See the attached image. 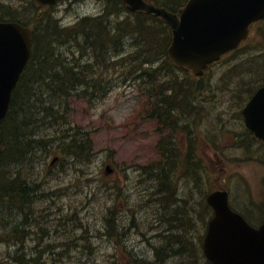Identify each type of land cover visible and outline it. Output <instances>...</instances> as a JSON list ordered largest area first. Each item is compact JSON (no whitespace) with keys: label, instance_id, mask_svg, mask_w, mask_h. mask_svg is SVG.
<instances>
[{"label":"trees","instance_id":"obj_1","mask_svg":"<svg viewBox=\"0 0 264 264\" xmlns=\"http://www.w3.org/2000/svg\"><path fill=\"white\" fill-rule=\"evenodd\" d=\"M184 1L161 0L158 4L176 10ZM101 2L110 7V11L107 10L104 16L106 21L100 14L85 16L72 26H63L54 16L52 20L51 11L32 7V3L29 4V13L21 18L12 16L17 15L13 12H3V9H0V18L10 16L11 19H18L23 24L31 25L33 29L30 59L14 90L8 113L0 124V140L3 146L0 158V168L2 167L0 169V202L4 198L11 197L15 203H18L17 217H0V227L3 229L0 233L5 236L3 240H7L6 245L9 247L16 245V248L7 256L11 264H39L42 253L53 252L51 262L55 264L54 258L57 259L58 255L66 252L64 248L54 250L56 245L45 244L44 240L41 241L39 238L41 236L32 243L27 240L30 233L29 226L34 224L32 220H36V213L34 203L32 204L28 194H25L24 186L34 188L41 185L40 181L32 186L29 185V180L25 176H32L33 166L28 169L27 166L35 163L33 159L38 154V160H40L42 157L40 154L46 156L50 150L56 148H58L56 152L66 154L65 157L70 156L76 161H80L81 155L87 159L92 158L93 146L89 135L81 131L79 125L74 124L67 128L69 122L66 118L67 113L72 112V102L76 101L77 97L88 101L104 98L112 85V81L107 76H104L106 78L104 79L102 75L104 69L108 70L110 65H128L135 73H130L131 75L122 73L123 75H119V78L130 77V82L140 93L144 94V91H148L152 107L166 114V119L160 116V113L157 119L165 124L170 132L164 136L160 144L162 152L160 158L154 162L153 166L145 167V172L142 173L144 176L151 177L150 179L154 182L152 187L155 188L147 194L146 200L150 201L151 205H157L158 210L153 216V222L161 228V231L155 230L150 224L147 226L155 231L151 234L153 238L163 239L157 245L159 249L155 247L148 259L138 258L133 253H129L130 258L138 264H206L200 243L201 232L211 214V208L204 198L209 189H203L199 199L194 201L200 210L197 221L201 226L199 230L191 233L193 242L195 238L193 245L196 254L193 255L192 245L188 240L191 235H188V231L192 228L189 225L192 221L191 216L186 214L179 205L176 207L170 205V202L179 198V195L175 190L177 186L172 184L169 177L172 169L174 177L183 178L189 174V177L193 175L195 178L196 170L202 171L206 176L207 164L202 163L198 155L195 160L192 159L194 157L192 148L187 154H180L175 133L180 121H184V116L188 115L187 112H181L191 109L192 103L199 106L189 115L197 117L201 114L204 93L200 91L209 87L208 83L212 78L207 80L203 77L196 78L169 59L166 50L171 40V33L169 27L160 19L142 12L127 13L122 0H101ZM116 6L119 8L118 13ZM110 14H117V16L109 19ZM261 23L259 32L264 38V21ZM86 51H90L93 60L87 64H80V58ZM127 53L128 55L125 56ZM105 54H107L108 63L103 61ZM92 62L102 65L101 68L99 66V77L92 76L95 73L90 67L93 65ZM244 64L255 67L258 73L263 71L258 81H255L256 86L264 82V51L249 56ZM238 66L240 63L236 65ZM232 70L234 69L230 68L228 73L230 74ZM213 80L216 82L215 79ZM238 82H241V85L243 81L238 78L236 83ZM198 96L202 98L196 101L195 97ZM153 112L158 111L153 109ZM185 128L189 131V127L185 126ZM233 133L240 145H251L252 139L248 132L244 131L240 134L234 131ZM42 164L44 163L41 159L40 165ZM38 172L37 178L41 180V173ZM201 182V177L198 175L196 183L199 185ZM207 186L210 188L209 184ZM179 199L187 205L186 200L191 198L184 196ZM113 206L107 207L109 211L111 210V214L108 212L105 216L107 224L101 232L112 239V243H117L118 247L121 245L119 238L122 236L121 230H124V226L115 221ZM121 246L125 251L124 246ZM24 250L31 251L27 253ZM114 257L117 256L114 255Z\"/></svg>","mask_w":264,"mask_h":264},{"label":"rangeland","instance_id":"obj_2","mask_svg":"<svg viewBox=\"0 0 264 264\" xmlns=\"http://www.w3.org/2000/svg\"><path fill=\"white\" fill-rule=\"evenodd\" d=\"M98 1L76 0L65 10H63L65 5H61L59 17L65 23H73L82 15L100 13L105 20V13L107 10L110 11V7ZM5 2L4 4V0H0V9H3V12H13L17 15L12 16L19 18L29 13V8L22 5V0H5ZM116 9L118 13L117 6ZM30 14H32L31 11ZM116 16L117 14H110L109 19ZM51 19H54L53 15ZM103 61L108 63L107 54ZM236 61L240 63L238 68L232 70L230 74L228 69L222 70L225 76H218L215 72L216 76L213 79L216 82L212 79L213 81L208 83L209 87L200 91L204 93L203 98L205 97L204 102L201 103L203 108L201 114L197 117L185 115V120L179 123L180 127L182 124L189 127L194 137V139L190 137L194 145L192 148L197 152L201 150L203 159L201 161L207 164L206 176L202 171L196 170L195 178L193 175L189 177V174L183 178L175 177L178 184L175 190L191 198L186 200L187 205L179 198L170 202L172 207L179 205L186 214L191 216L192 221L189 225L192 228L188 231V235L199 230L201 226L197 221L200 210L194 201L199 199L203 189L210 191L213 187L226 188L230 191L236 207L244 211L247 208L248 210L256 209L258 212L259 207L264 210L263 206L259 205L264 200L263 147L248 145L245 148L242 144L235 148L231 138V132L235 130L240 134L243 133L240 131L243 128L240 127L241 122L236 114V103L239 100L241 106L244 104L246 94L255 81H258L263 71L258 73L255 67L245 65L240 58ZM209 76L210 73L207 79ZM238 78L243 81L241 85V82L236 83ZM139 97L133 86H125L113 90L105 99L94 100L92 105L81 100L73 101V110L66 116L69 120L67 128L75 124L90 133L94 145V155L91 160L87 161L86 157L81 155L80 161L76 162L78 170L73 167L64 170L59 166L65 160L63 155V157L59 156L57 165L48 170L46 162L58 156L52 154L43 165L33 162V165L27 166V169L33 166V174L25 177L29 181L41 183L38 191L36 187L24 186L25 194H28L30 201L34 203L36 213V220H32L34 224L29 226V236L34 239V236L38 234L37 237L41 236L39 238L41 241L44 240L45 244L56 245L54 250L64 248L72 258L69 262L66 260L65 264H119L114 254L120 255L118 257L120 264H138L130 258V255L121 256L124 254L122 250H119V253H113L117 243H112V239L102 232L99 233V230L102 231L107 224L105 216L108 212L111 214L107 208L111 203H116L114 206L116 210L122 209L125 204L126 207H130V210L125 209L121 212L127 221L126 227L121 230L120 237L127 247L126 252L133 253L138 258L148 259L155 247L159 249L157 245L163 238L151 236L155 232L152 229H158L153 222L157 205H151V202L146 200L147 194L155 188L152 187L154 182L149 176L143 174L140 176L141 170L135 167V164H142L158 157V124L155 119L147 115L157 117L160 111L152 107L158 111L154 113L148 100L146 105H141ZM200 97L202 98V96L195 97L196 101L200 100ZM160 114L166 117L163 111ZM166 130L164 128L162 132ZM178 134H180L178 135L180 141L181 137H186L184 132L178 131ZM209 139L214 140L215 146L207 142ZM227 143L229 146L226 145ZM106 165L111 169L110 174L105 173ZM36 166L37 170L34 171ZM38 171L42 173L41 180L37 178ZM198 175L202 180L199 185L196 183ZM53 189L56 190L51 195H47ZM49 197L53 200L46 204ZM61 204L71 207L73 211H61L57 207ZM17 207L18 203H15L11 197L4 198L0 202V217H17ZM153 211L156 212L153 213ZM131 214H135L136 217ZM63 219L67 220L65 224ZM148 224L153 228H149ZM37 227L40 228L37 229ZM86 228H89L88 233L83 235ZM1 230L3 231L0 227V232ZM140 230H143L142 234ZM6 241L3 240L0 243V258L5 263L7 256L3 252L12 249V246L6 245Z\"/></svg>","mask_w":264,"mask_h":264},{"label":"water","instance_id":"obj_3","mask_svg":"<svg viewBox=\"0 0 264 264\" xmlns=\"http://www.w3.org/2000/svg\"><path fill=\"white\" fill-rule=\"evenodd\" d=\"M125 1L130 9L153 12L169 23L173 33L169 54L197 74L208 62L236 46L246 36L250 22L264 16V0H190L180 11V18L143 0ZM30 44L29 29L18 23L0 22V120L27 61ZM242 112L246 124L264 138V86ZM207 202L214 214L202 243L206 258L212 264H264V222L252 227L242 215L232 211L226 190L209 193Z\"/></svg>","mask_w":264,"mask_h":264},{"label":"bare ground","instance_id":"obj_4","mask_svg":"<svg viewBox=\"0 0 264 264\" xmlns=\"http://www.w3.org/2000/svg\"><path fill=\"white\" fill-rule=\"evenodd\" d=\"M4 3H5V0H4ZM52 15L58 20V17H59V10H58V8H54L52 11ZM113 19V18H112ZM264 51V46H255V47H252V48H250V49H248V50H246V51H244L241 55H240V59H241V62L242 63H244L246 60H247V58L249 57V56H253V55H257V54H259V53H261V52H263ZM78 55L80 56V54L78 53ZM128 55V53L127 54H125V56H127ZM112 59H114V57L112 58ZM93 60V55L90 53V51H86V52H84L83 53V55H82V57L80 58V64H87V63H89V62H91ZM237 59H235V60H233L231 63H230V66H229V68H228V70H230V68L231 69H236V68H238V67H236V65L239 63V62H237L236 61ZM93 63V62H92ZM246 64V63H245ZM99 66H100V64L98 63V62H94L93 63V65L92 66H90V67H92V69L95 71V73L92 75L93 77H99L98 76V70L102 67V65L100 66V68H99ZM125 69V70H124ZM122 73H126L127 75H131L130 73H135L128 65L127 66H118V65H116V66H114V65H110V66H108V70L106 69H104V71H103V73H102V75H103V77L104 76H107V78L110 80V81H113V82H117V79L115 78V76H118V80L120 81V82H124V80L123 79H121V78H119V75H123ZM136 75H138V74H136ZM224 76H225V74H224ZM100 95V94H99ZM181 99L183 98V96L182 97H180ZM185 100H187V99H185ZM187 102V101H186ZM191 107V109H188V110H186V111H182L181 113H186L187 112V114L189 115V114H191V112L193 111V110H195V108H198V106L199 105H197V104H195V103H192V105H190ZM241 131H242V129H241ZM260 146H263V149L262 150H264V145L263 144H260ZM56 149H58V148H56ZM56 149H52V150H50V153H48V154H46V156H45V154L43 155V154H40V156L42 155V157H41V159H42V161H43V163H45L46 162V160H48V158H49V156H50V154H52V153H54V152H56V151H58V150H56ZM63 155H65L66 156V154H63ZM193 156V155H192ZM39 159V154H38V156L37 157H35L34 159H33V162H37V163H40V161H41V159L40 160H38ZM65 160H63V162L59 165L60 166V168L61 169H64V170H67V169H69V168H76L77 170L79 169L78 167H77V163L76 162H79V161H76L75 159H73L72 157H70V156H68V157H65L64 158ZM192 159H194L195 160V157H192ZM86 160L88 161V160H91V158L90 159H87L86 158ZM47 163V162H46ZM171 174H170V180H171V182H172V184L173 185H175V186H177L178 184H177V181L175 180V177H174V173H173V169L171 170V172H170ZM173 180H175L174 182H173ZM28 183H29V185H34L36 182H34V181H28ZM36 189H37V191H38V187H36ZM56 189H53L52 191H50V193H47V195H51V193L53 192V191H55ZM177 194L179 195L178 197L179 198H183L184 197V195L183 194H181V193H178L177 192ZM53 199H50V197H49V199L47 200V202H46V204H49L51 201H52ZM147 202V201H146ZM53 203H54V201H53ZM33 204V203H32ZM57 207H59L60 209H61V211H66V212H72L73 211V209L70 207V208H68L67 206H65V205H63V204H61V205H58ZM159 209H160V207H158ZM109 210V209H108ZM115 210V213H114V218H115V221H117V222H120L123 226H124V228L126 227L125 226V224H127V221H126V217L123 215V214H121V212H119L118 210H116V209H114ZM158 210V209H157ZM111 211V210H110ZM154 212H156V211H153V213ZM133 217H136V215L135 214H131ZM65 221H67L66 219H63V223L65 224ZM126 221V222H125ZM158 225H160V224H158ZM166 227H167V225H166ZM157 230H159L160 228L157 226ZM88 229L89 228H86V230H84V234H87L88 233ZM161 230V229H160ZM87 232V233H86ZM140 232V234H142L143 233V230H140L139 231ZM99 233H101V231L99 230ZM37 237V234L34 236V239ZM121 237V236H120ZM188 238V237H187ZM34 239H32V237H30L29 236V238L27 239L30 243H32L33 242V240ZM119 240H121L120 238H119ZM188 240L190 241V245H192L191 246V248H192V251H193V255H195L196 254V250H195V247H194V245H193V234H191L190 235V238H188ZM195 241V240H194ZM121 242H122V240H121ZM27 244V243H26ZM89 248L91 247V244H90V246H88ZM87 247V248H88ZM16 248V245L15 246H12V249H7V251H8V254L10 253V252H12L14 249ZM24 251H26L27 253L28 252H30L31 250H24ZM54 253L53 252H49V253H46V254H44V253H42V257H41V261H40V263L39 264H52V262H51V257H52V255H53ZM58 258L56 259V258H54V260H53V262L55 263V264H65V262H66V260H68V262L70 261V259H72L71 258V256L67 253V252H63V253H61L60 255H58L57 256ZM59 257L61 258V259H59Z\"/></svg>","mask_w":264,"mask_h":264}]
</instances>
